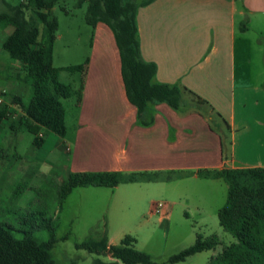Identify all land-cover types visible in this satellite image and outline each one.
<instances>
[{"label": "crops", "instance_id": "obj_1", "mask_svg": "<svg viewBox=\"0 0 264 264\" xmlns=\"http://www.w3.org/2000/svg\"><path fill=\"white\" fill-rule=\"evenodd\" d=\"M242 18L243 26L239 25ZM254 20L258 25L263 23L259 27L263 33L264 0H154L137 11L141 53L145 60L157 64L155 80L185 86L209 101L213 112L220 113L231 127L232 146L227 155L221 124H213L210 109L206 113L188 104L175 109L161 102L155 105L154 122L139 124L137 107L127 96L115 35L104 22L92 26L88 63L80 73L82 97L69 113L65 107L66 134L54 140L53 148L68 154L67 174L147 171L159 172L165 177L159 181L164 182L204 179L197 174L200 169L264 167V84L246 82L250 73L237 57L247 41L250 46L260 43L250 35L247 25ZM13 65L21 64L15 61ZM247 131L253 132V138H244ZM43 136L45 139V133ZM44 163L47 167L41 172L52 174L53 166ZM119 186L76 187L70 195L78 190L85 197L79 208L89 209L91 215L97 207L91 199L108 194L105 188L114 194ZM154 203L148 202L144 212L150 218L155 214ZM110 209L106 203L96 216L98 220L93 221L109 218ZM167 209H172L171 204ZM77 213L82 215L79 210ZM165 219L159 217L160 222ZM107 234L109 245L119 244L127 235L111 229ZM109 259L113 258L109 255Z\"/></svg>", "mask_w": 264, "mask_h": 264}, {"label": "trees", "instance_id": "obj_2", "mask_svg": "<svg viewBox=\"0 0 264 264\" xmlns=\"http://www.w3.org/2000/svg\"><path fill=\"white\" fill-rule=\"evenodd\" d=\"M59 0H23L17 5L0 12V30L12 26L13 30L3 42L9 57L22 65L16 77L30 86L28 99L17 91L0 89L5 102L0 104L1 121L10 120L15 132L23 129L33 135V144L44 143L45 132L59 136L66 134V109L63 99L82 97L83 80L75 88L60 79L61 71L82 73L88 59L83 63L56 66L54 46L58 36L59 22L53 8ZM88 2L86 21L91 26L104 22L112 29L121 55L122 75L127 96L137 107V118L143 126L151 125L155 119V105L166 102L175 109L189 105L204 111H213L212 105L199 94L185 86L157 82V64L145 60L141 53L137 11L139 6L154 0H78L77 6ZM31 8L42 22V29L31 24L25 17V9ZM15 105L18 117L13 116ZM228 132V121L216 113ZM203 178L223 179L227 183V198L218 211L219 222L235 241L225 245L221 252L210 257L205 264H264V167H224L200 169ZM159 172L88 171L69 172L60 183L58 191L59 211L76 187H115L121 183L164 180ZM44 223L32 224L22 237L15 235L19 230L11 224L0 222V264H55L52 251L60 238L58 224L52 218H43ZM24 223V221H23ZM45 228L48 237L35 238L33 232ZM136 238L125 235L119 244L109 245L107 231L100 237H89L77 242L79 249L98 254H108L113 259L104 261L95 258L92 264H176L190 256L211 250L219 243L217 235L198 234L196 241L171 254L167 260H155L152 255L135 247Z\"/></svg>", "mask_w": 264, "mask_h": 264}, {"label": "rangeland", "instance_id": "obj_3", "mask_svg": "<svg viewBox=\"0 0 264 264\" xmlns=\"http://www.w3.org/2000/svg\"><path fill=\"white\" fill-rule=\"evenodd\" d=\"M22 1L0 0V12L8 10V5H17ZM77 1L59 0L53 8V14L59 22L54 46L56 66L83 63L90 49L93 28L85 17L88 2L77 6ZM25 17L31 24L42 29V22L33 9H25ZM244 21L240 19L239 25L246 24ZM247 25L251 29L250 35L260 39L258 42L262 47L259 48V44L250 46L247 41L237 52V57L243 69L250 73L245 81L251 85L264 84V31L259 32L263 23L258 25L254 20L247 22ZM12 30V26L0 30V89L15 88L28 99L30 86L16 77L22 66L13 65L15 61L2 46ZM60 79L72 83L75 88L80 85L79 72L61 71ZM247 96L251 98L252 95ZM63 102L69 113L72 105H75L76 96L63 99ZM18 110L15 106V113ZM203 110L208 113L206 106ZM216 113L214 110L211 114L214 125L221 124ZM245 115L249 116V112ZM10 123L6 119L1 121L0 126V222L19 229L14 233L22 237L25 230H31L32 224H42L43 218H52L58 224L57 236L60 238L52 251L55 264H92L95 258L109 261L108 254L90 252L75 245L89 237H100L108 229L134 236L135 247L150 253L158 261H165L171 254L193 244L199 233L218 236L220 243L215 248L196 253L176 264H205L211 256L221 252L225 245L236 240L219 222L218 211L226 201L228 188L223 179L121 183L113 190L114 194L110 188H105L108 194L100 195L98 200L95 197L91 199L92 205L97 206L92 209L91 215L88 214L89 209L83 206L79 208L85 197L75 190L68 197L62 211H59L58 191L60 183L67 176L64 166L68 154L53 148L58 135L45 132L44 143L37 147L33 144L31 133L25 130L17 133ZM218 126L223 133V150L227 155L226 150L228 152L232 146L231 137L224 125ZM244 135L247 139L254 136L249 131ZM45 161L53 166L52 174L41 172L47 167ZM237 164L241 162L237 161ZM118 201L127 202L118 206ZM150 201L171 204L169 218L160 222L158 213L151 218L145 215ZM106 203L111 205L109 218L107 216L101 221H93L98 220L96 216L103 212ZM78 210L82 212L79 217ZM91 217L94 218L89 219ZM33 234L39 240L48 237L45 228H37Z\"/></svg>", "mask_w": 264, "mask_h": 264}, {"label": "built area", "instance_id": "obj_4", "mask_svg": "<svg viewBox=\"0 0 264 264\" xmlns=\"http://www.w3.org/2000/svg\"><path fill=\"white\" fill-rule=\"evenodd\" d=\"M5 102V98L3 95L0 94V104ZM14 106V105H12ZM17 113H15L13 116H16ZM168 202H161V201H156L154 203V212L159 214V217L161 219H165L169 216L170 211L167 209Z\"/></svg>", "mask_w": 264, "mask_h": 264}]
</instances>
